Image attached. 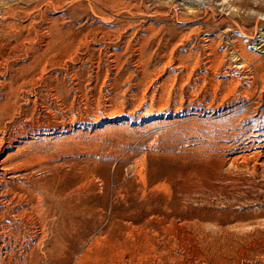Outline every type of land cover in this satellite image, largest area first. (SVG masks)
Wrapping results in <instances>:
<instances>
[{"label":"rangeland","instance_id":"374dc122","mask_svg":"<svg viewBox=\"0 0 264 264\" xmlns=\"http://www.w3.org/2000/svg\"><path fill=\"white\" fill-rule=\"evenodd\" d=\"M0 264H264V0H0Z\"/></svg>","mask_w":264,"mask_h":264},{"label":"bare ground","instance_id":"6f19581e","mask_svg":"<svg viewBox=\"0 0 264 264\" xmlns=\"http://www.w3.org/2000/svg\"><path fill=\"white\" fill-rule=\"evenodd\" d=\"M238 54V53H237ZM240 54V53H239ZM242 55H244V54H242ZM211 57V56H210ZM241 58V57H240ZM244 58V57H243ZM215 60V59H214ZM218 60V59H217ZM244 64V63H243ZM213 66V65H212ZM241 66V65H240ZM244 66V65H243ZM232 80V79H231Z\"/></svg>","mask_w":264,"mask_h":264}]
</instances>
